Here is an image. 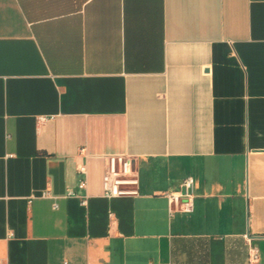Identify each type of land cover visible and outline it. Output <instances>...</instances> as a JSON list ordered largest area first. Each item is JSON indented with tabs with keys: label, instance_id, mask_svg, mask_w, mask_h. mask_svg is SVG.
<instances>
[{
	"label": "crops",
	"instance_id": "1",
	"mask_svg": "<svg viewBox=\"0 0 264 264\" xmlns=\"http://www.w3.org/2000/svg\"><path fill=\"white\" fill-rule=\"evenodd\" d=\"M108 155L134 158L139 196L104 195ZM250 246L264 264V0H0V261L250 264Z\"/></svg>",
	"mask_w": 264,
	"mask_h": 264
},
{
	"label": "built area",
	"instance_id": "2",
	"mask_svg": "<svg viewBox=\"0 0 264 264\" xmlns=\"http://www.w3.org/2000/svg\"><path fill=\"white\" fill-rule=\"evenodd\" d=\"M46 118H39V122ZM78 172L85 176L78 184L79 189H86L87 186V166L78 165ZM104 195L106 197H126L139 196L140 180L137 169L134 165V158L130 155H108L106 157V168L103 178ZM195 179L192 176L186 177L178 190L167 193L170 201L171 212L192 211L194 201ZM68 195H75V191L70 190ZM87 197H84L83 204H86ZM260 259V252L257 247L250 246L249 261L255 264ZM0 264H4L0 261Z\"/></svg>",
	"mask_w": 264,
	"mask_h": 264
}]
</instances>
